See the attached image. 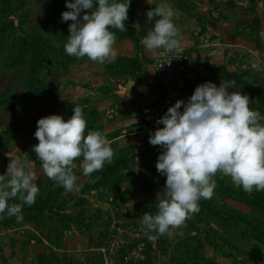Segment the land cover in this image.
Returning <instances> with one entry per match:
<instances>
[{"label":"rangeland","instance_id":"rangeland-1","mask_svg":"<svg viewBox=\"0 0 264 264\" xmlns=\"http://www.w3.org/2000/svg\"><path fill=\"white\" fill-rule=\"evenodd\" d=\"M213 2L215 7H233L237 14L245 10L251 28L239 34L248 41L246 45L264 51V0ZM135 6L136 0H131L127 31H110L116 37H135L140 46L142 26L129 25ZM68 10L66 0H0V125L17 117V107L28 100L31 109L46 107L24 125L53 114L51 90L57 83L53 69L79 60L64 51L72 21L62 22L61 14ZM232 59L235 69L219 68L218 80H234L236 86L230 91L249 96L252 110L264 116V66L258 69L251 63L260 62L259 56L236 51ZM157 127L155 123L147 130L141 144L135 142L137 146L114 154L102 171L78 179L75 191L44 194L47 205L53 203L58 213L52 241L61 249L46 254L43 264H264V192L248 195L230 177L221 179L219 174L213 198L201 199L199 212L185 226L174 230L171 237L150 233L156 238L148 239L141 226L142 215L156 214L166 186V177L156 169L162 149L149 143L150 133ZM5 130L9 128L0 132V151L4 153L8 151L6 138L11 136ZM131 152L135 156H129ZM78 237L83 241L77 249Z\"/></svg>","mask_w":264,"mask_h":264},{"label":"clouds","instance_id":"clouds-1","mask_svg":"<svg viewBox=\"0 0 264 264\" xmlns=\"http://www.w3.org/2000/svg\"><path fill=\"white\" fill-rule=\"evenodd\" d=\"M131 0H66L68 11L62 22L69 25L64 44L68 56L87 57L100 64L114 60L116 36L110 29L127 31L125 22ZM150 3V0H149ZM81 13H86L81 18ZM176 12L161 2L146 12L154 25L142 38L144 50L152 55L181 52V37L174 23ZM162 50V51H161ZM234 80H221L198 85L188 99L178 100L156 121L157 129L150 133L149 143L159 146L157 172L166 177L165 198L159 199L156 214L145 212L141 226L149 240L158 236L171 237L174 230L185 226L191 215L199 212V201L214 196L215 177H230L234 186L248 195L264 192V116L250 107L249 96L230 91ZM84 107H87L86 105ZM183 108V111H181ZM83 108H73L67 121L61 115H49L37 121L34 133L38 144L32 151L40 161L44 175L65 191H73L78 177L75 161L84 176L102 171L114 157L111 141L99 130L87 131ZM7 172L0 175V218L20 219L24 205L32 206L39 194L34 182L33 164L27 159H13ZM19 200V203H9Z\"/></svg>","mask_w":264,"mask_h":264},{"label":"crops","instance_id":"crops-1","mask_svg":"<svg viewBox=\"0 0 264 264\" xmlns=\"http://www.w3.org/2000/svg\"><path fill=\"white\" fill-rule=\"evenodd\" d=\"M161 2H166L176 12L174 23L180 32L181 44L189 52V67L194 73V79L186 91V97L189 91L192 90V95L195 88L205 82H212L219 87L221 82L217 77L218 69H235L232 56L236 51L246 52L249 56L256 54L260 62H251L252 65L258 69L264 66L261 65L264 51L246 45L248 41L245 43V37L239 34L250 30L249 14L241 9L238 15L233 7H215L213 0H150V3L149 0H136L129 25L132 28L141 25L144 32L142 38L154 25V21L152 24L148 23L146 12ZM261 36L264 38L263 33ZM238 39L241 41H237ZM135 40V37H116L117 56L114 60L100 64L85 57L58 66L53 69L52 74L57 83L51 90V115H61L67 121L73 115V108L81 106L87 130L103 132L111 141L114 154L135 146V142L141 144L139 141L145 137L147 130L167 112V109L153 100L150 88L139 89L152 79L156 55L147 53L141 42L138 46ZM129 80L134 82V87H126ZM26 104L17 107L19 118L13 117L0 125V132L9 128V131L4 132L11 135L6 138L8 151H0V175L7 172L9 155L13 159H27L33 164L31 170L36 174L34 182L39 188V194L32 206L24 205L20 219L15 216L9 218L6 213L0 218V264H43L46 254L53 249H61L52 241L53 225L58 213L55 212L53 203L47 205L44 194L50 190L57 193L69 191L58 189L55 183L49 184L52 180L44 175L41 163L32 151L33 145L38 144L34 136L37 121L31 126L26 125L46 106L42 104L31 109L29 100ZM27 119L30 122H25ZM17 133L19 135L13 137ZM0 149L2 150L1 145ZM131 155L135 156L133 152L129 154ZM81 162L82 158L75 161L77 167L74 174L78 179L88 177L83 175L79 167ZM78 188L77 185L76 189ZM9 203H19V200H10ZM48 215H51V219ZM75 241L78 242L77 249L81 248L82 238L78 237Z\"/></svg>","mask_w":264,"mask_h":264},{"label":"built area","instance_id":"built-area-1","mask_svg":"<svg viewBox=\"0 0 264 264\" xmlns=\"http://www.w3.org/2000/svg\"><path fill=\"white\" fill-rule=\"evenodd\" d=\"M189 60V52L183 44L179 55L172 52L154 58L152 79L142 85L150 88L153 100L159 106L169 108L186 98V91L194 79Z\"/></svg>","mask_w":264,"mask_h":264},{"label":"water","instance_id":"water-1","mask_svg":"<svg viewBox=\"0 0 264 264\" xmlns=\"http://www.w3.org/2000/svg\"><path fill=\"white\" fill-rule=\"evenodd\" d=\"M134 85H135L134 82L131 81V80H129L128 83H127V86H126V87H127V88H132V87H134ZM143 87H148V86H146V85H142V86L139 87V89H140V90H143V89H144Z\"/></svg>","mask_w":264,"mask_h":264}]
</instances>
